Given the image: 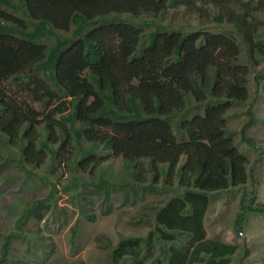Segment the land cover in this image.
<instances>
[{"label": "trees", "instance_id": "1", "mask_svg": "<svg viewBox=\"0 0 264 264\" xmlns=\"http://www.w3.org/2000/svg\"><path fill=\"white\" fill-rule=\"evenodd\" d=\"M196 2L215 0H0V152L16 148L12 162L21 170L40 168L49 156L68 168L75 162L107 199L119 189L169 194L156 229L146 238H123L109 264L127 258L132 264H232L241 247L207 239L206 218L212 194L254 184L255 166L227 128L233 106L254 101L251 68L240 62L242 46L232 34H185L157 23L171 8L201 10ZM247 12L231 19L244 28L256 65V49L263 54L264 46L255 42L257 29L248 22L255 16ZM263 77L254 79L259 84ZM252 105L243 134L255 125ZM113 158L122 159L127 177H97ZM6 173L3 183L13 178ZM49 184L46 197L22 210L18 232L2 240L0 264H28L18 255L14 260L13 242L23 226L41 221L57 194L81 189L77 181L60 189ZM256 196H239L240 230L246 215L262 214ZM76 235L77 225L72 242Z\"/></svg>", "mask_w": 264, "mask_h": 264}, {"label": "rangeland", "instance_id": "2", "mask_svg": "<svg viewBox=\"0 0 264 264\" xmlns=\"http://www.w3.org/2000/svg\"><path fill=\"white\" fill-rule=\"evenodd\" d=\"M260 1L262 5L259 4ZM247 2L250 0H215L214 4L196 2L201 10L182 5L171 8L157 23L165 26L168 31L185 34L197 31L232 34L238 38L242 46V56L239 60L251 68L249 86L252 93L251 101L253 99L254 101L235 104L227 114L229 124L227 128L237 147L248 156L251 167L255 166L253 172L256 176L253 173L254 184L252 181L245 189H238L234 194L222 192L211 196V206L206 218L207 239L241 246L233 257L232 264H240L242 258L244 264H264V208L261 215H246L247 222L242 230H239L236 224L241 208L239 196L244 191L256 192L258 198L256 203L264 204V157L261 158L259 153L264 151V77L260 79L259 84L254 79L258 73L264 72V53L256 49L255 57L258 64L255 65L251 60V46L243 33L244 28L231 19L232 14L248 11ZM263 2L264 0L252 1L254 9L247 12L250 16H255V23L253 22L255 19L250 17L248 22L252 26L255 25L257 30L252 35L255 42L261 46H264ZM252 103L251 115L255 118V125L247 128L243 134L244 126L250 121L246 111ZM39 127L45 139V130ZM83 145L88 146L87 143ZM53 148L57 150L58 145ZM16 151V148L5 146L0 152V165L5 164L3 167L5 174H0V247L7 234L18 232L15 225L22 210L28 204L47 196L51 188L50 182L56 183L60 189L77 181L81 189L57 194L55 202L43 212L41 221L30 219L23 226V236L13 242L15 261L18 255L30 260L28 264H39L43 260L45 262L42 264H109L111 252L123 238H146L149 232L156 229V214L168 201V193L150 192L142 188L126 189L128 191L119 189L111 191L107 199L104 190L90 185L95 182V177L82 174L75 162L68 168L61 166L58 160H53L49 156L42 167L26 166L21 170L12 162ZM102 154H109V151H102ZM76 155L77 159L79 150ZM6 171H10L13 178L3 183L1 176L8 175ZM27 171L37 176L30 177ZM101 174L112 181L128 175L121 158H113L105 163L97 177ZM40 179L47 183L44 184ZM85 182L88 183L83 184ZM87 214L94 215L96 221H88L84 217ZM76 225L77 235L72 242V229ZM239 231H242L244 236H241ZM36 242L37 246L34 247ZM243 244L250 251L247 256H243ZM157 247L159 248V245ZM132 263V259L127 258L122 264Z\"/></svg>", "mask_w": 264, "mask_h": 264}, {"label": "clouds", "instance_id": "3", "mask_svg": "<svg viewBox=\"0 0 264 264\" xmlns=\"http://www.w3.org/2000/svg\"><path fill=\"white\" fill-rule=\"evenodd\" d=\"M249 141H250V140H249ZM211 196H213V194H212ZM211 201H212V199H211ZM257 201H258V198H257ZM239 230H240V229H239ZM239 233H240L241 236H244V234L242 233V231H239ZM242 247H243V249H244V254H243V256H244V255H246V256L249 255V254H250L249 249L246 248V246H245L244 244H243ZM238 251H239V249H238ZM238 251H237V252H238ZM247 251H248V253H247ZM237 252H236V253H237ZM235 255H236V254H235ZM242 259H243V258H242ZM242 259H241V261L239 262L240 264H244L243 261H242Z\"/></svg>", "mask_w": 264, "mask_h": 264}]
</instances>
